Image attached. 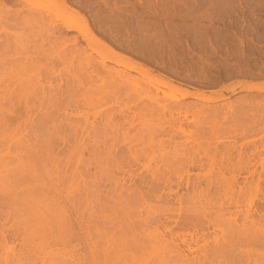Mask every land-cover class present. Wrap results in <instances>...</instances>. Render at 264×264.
Masks as SVG:
<instances>
[{
	"label": "rangeland",
	"instance_id": "rangeland-1",
	"mask_svg": "<svg viewBox=\"0 0 264 264\" xmlns=\"http://www.w3.org/2000/svg\"><path fill=\"white\" fill-rule=\"evenodd\" d=\"M4 1H0V20L6 18L2 20L5 22H3L5 30H0V37L2 40L10 38V40L6 39L9 42L4 40L6 41V43H4H10L12 46L11 52L6 54L7 56L2 53L0 54V58L4 59V62L12 64L16 59L18 63L20 60L23 62V60L29 57L34 59L36 55H38L37 52L40 51L38 49H45V51L47 50L49 53L51 51V46L57 45L59 49H62L60 43L74 37H77V43H68L64 46H67V48L69 47L68 49H85L88 54L97 58V61H100V56H97V54L92 51V48L82 40L80 33L78 31L68 32L63 22L70 21V23L74 25H87L94 37L93 46L102 47L106 50L110 49L115 53L117 59L143 67L151 76L171 82L175 92L178 91L180 93V91H183L192 94L191 97L181 100L180 104H183L184 109L182 108L179 114L180 116L174 115L178 118V123L176 122L178 126L181 124L179 121L182 122L181 127H184V132L177 133L171 130L166 124L167 127L165 125V128L167 130L169 128L168 131L171 133L168 132L169 134L166 133L165 136L161 135L159 137L167 141V144L170 143L169 145L171 147H168L172 148L176 145L175 147L178 149V146H180L179 150H181V148L184 147L198 148L199 144L201 146L209 145L208 148L211 147V151L214 152L213 156L215 159L217 158L216 161L219 160L218 162H220V160L225 158L224 163L226 164L227 162L226 165H228V163L230 165L231 161L233 162L232 164H234L235 161H239L238 158L247 160L248 156H251L253 161H251L249 165L251 167L254 164V167L252 166L251 168L255 171V175L251 177L246 170H243V174H240V171L238 174H234L236 171L232 174L231 171L228 172V170H224L226 176L229 173L227 176L229 179L230 177L232 178V175L236 176V181L233 180L232 182V184H235V187L236 184H239L238 186L241 185L242 188H244V193L242 192L243 195L239 192L238 187L235 188L237 189L235 191H238L240 195H236L240 197L238 201L234 195L236 192L231 194L233 197L235 196L232 198L229 194L224 195L220 193L218 189L215 191V185L217 184L216 186L218 188L217 181H219L221 177L220 172L216 170L218 166H215L216 168L214 167V172H212L211 177L217 174L216 179L214 176L212 177L214 185L212 184L211 192L208 191L207 193L205 191V184L207 183H205L206 180L204 181L202 178V174L204 173H201L203 172L201 170L207 173V166L209 164L206 165V163H210L208 161L209 156L205 154L208 159L206 156L204 157L203 154L205 152L202 151V148L201 150L199 148L201 151H198L200 155L197 154V152L195 156L197 155L196 159H201L203 157L202 159L205 162L202 161L203 164L199 163V165L202 164L203 166L197 164L202 169L195 168L198 166L194 168L188 166L187 171L190 172L188 173L185 168V171L183 170L184 172H181V174H184H182L183 179L180 182V191L178 190L176 193L170 192L176 190L175 186L165 187L161 183L159 185L157 184L159 188L156 187V183L152 180L150 174H148L144 168L138 166L139 164L133 163V161L130 160L132 158L129 156L127 146L124 145L122 139L123 132L130 130L131 135H133L139 128L145 125L143 124L144 121L136 116L135 113L138 111L137 107H139L141 103H149L148 99L145 97L137 98L136 96L128 98L127 96L121 95L120 98L118 97L119 99H114L112 97L103 102H99L94 100V96L91 95L86 97V99L83 97L80 98L78 95L81 93L82 89L79 88L80 90L78 89L77 91L76 89L78 87L76 83L72 81L73 69H75L74 65L77 63L76 60L71 66L67 62L66 64L68 65L58 61L56 53L52 58L53 60L45 59L43 56L40 57L41 55H39L40 58L33 72L35 76L40 75L41 83L39 82V86L44 85V87H42L48 90L50 87L53 86V88H55L54 86L59 84L61 88V90L59 88V91H62V99L60 98V100L63 106L71 98L69 95L72 94H75L72 95V97L78 96L80 102L82 101L79 107L81 110L78 109L76 111V109L72 108H69V110H64V108L61 109V114L58 112V114L61 115H58L59 120H61L60 118L62 117L64 118L67 112L66 114L70 115L67 116L72 119L76 118V120L80 121L79 124L83 126H85V124L86 126L89 125L87 128H90V131L88 130V134L84 135L86 142L84 141L83 145L85 146L83 147H85V149L81 147L83 148L82 156L78 161L79 165H77L79 169H81V174L76 173L77 175H72L71 165L73 164L67 162L68 146L66 143L64 144L63 141L61 143V139L54 141V138H52V141H54L53 143H57L58 145H51L52 141L50 140L51 142H49L50 144L48 143V148L52 147L49 151L48 148H44L45 146L40 148V145L35 142V129L32 125L28 126L26 129H24V126H22L21 129L17 127L11 128L10 131H4L0 128V160L9 163L8 169L23 170L26 167L29 168L25 165H29L31 162L32 164H30V167L32 165L38 167H33L37 169V172L35 171L37 175L34 176L35 179L23 173L22 178H24L25 181L20 178L21 175L17 173V175H15L14 171L9 173L5 172L6 168H0V264H110L111 260V264H117L118 259L120 260L118 263L122 261L121 264H123L126 255L128 253L127 256L131 255V252L126 250V255H121L124 257L122 260L121 257L117 258L116 255V258L114 256L112 257V255L116 254L118 248L115 247L116 249H114V246L119 243L123 245L117 240H123L121 237H124L123 242L128 241L126 239L132 241L135 235V239L147 242L148 237L146 236H148V234L151 235V233H157L160 238L164 237V239H168L169 248L172 249L174 247L173 250L177 249L178 253L181 251V257L184 260L187 257L186 260H191L189 263L198 264L200 261H205L204 245L207 243L209 248L216 247L217 240L219 244L222 245L224 234L220 228L207 225L203 218H200V216L195 217L192 215L193 213L189 211L192 199L195 198L197 193V195H204V197L210 194L209 197H211V202L208 205H206L207 202L205 200H202V204L204 205H201L203 207L200 206L202 211L206 206L207 210L205 209V211L209 213L212 212V215H216L217 213L219 214L220 207L223 206L224 211H222V214H224L227 219H231L233 221L232 223H237L238 225L242 224L246 218L245 213L248 215L249 212L250 214L248 217L250 215L251 217L248 219L256 220L257 222L255 223H258L254 228L259 235L258 241L255 240L251 242L244 239L246 241H242V246L238 245L232 247L231 251L229 249L228 253L224 254V256L217 257V260H210L209 257L211 253L209 252V260H206V264H264V0H61L69 7V9L65 11L62 10L59 5H55L48 0H30L26 5L22 2L19 3V1L13 3ZM23 8L36 9L46 18H49L50 21H53L54 25L58 28L55 29L53 34H50V40L54 41L59 38L57 41H54L56 45L51 44L52 41L47 43L48 40H45L47 35L44 27L40 28L36 25H33V27L27 25L13 27L10 26L9 23L6 24L7 18L12 14V16H14V14H18L21 10L26 11ZM23 13L24 12H22V15ZM12 16L9 18H12ZM49 20H47L46 23H48ZM15 35L17 36L15 37ZM4 36H6V38ZM16 38H18V40ZM43 38L45 40L43 46L45 45V47L42 49L39 48V44H42L40 42ZM14 40L21 42L18 48L13 47ZM12 41L13 43H11ZM35 46H38V49H35ZM105 64L107 66L106 68L109 67L108 70L111 69L110 71L123 70V72L125 71L128 73L130 78L141 80L140 73L136 71H130L126 67L118 66L113 62H106ZM50 65L52 66L50 67ZM100 68L102 69V67H99V70H101ZM54 70L55 72L53 73L52 71ZM103 81L105 80H101V85H104ZM98 83L100 84V81H97V84ZM256 85L261 87V89L253 88V86ZM72 86L73 88L75 87V89H72ZM40 88L41 87H39V89ZM124 89L125 85L118 87L116 92H123ZM74 90L77 92H73ZM172 90L163 89L167 95L174 91ZM154 91H156V89H154ZM159 95L164 97L162 92H159ZM196 110L199 112L202 111L201 114L196 112ZM63 111L65 112L64 114ZM38 113L39 112L33 115V118H36ZM78 114H80V117ZM108 114L112 115L113 119L111 124L117 126L119 133L115 140H108L109 153L110 151L112 153H110V157H114L115 155L118 157L120 156L121 161H123L120 170L115 167V169L113 167L107 169L106 167L109 165L103 166L104 169H107L105 172L107 171L108 174L111 173L106 175L107 173L105 174L102 170L101 173L98 167L99 165L94 163L93 153L97 151V153L101 152V154L104 155L105 151H107L104 150L102 146L101 148L99 147V149H101L99 150L96 145L94 146V142L95 137L97 138L100 134L99 131L101 130L100 132H102L104 126L109 124L107 121ZM170 117L171 115L169 112H166L165 123H167ZM129 120H132V125L128 123ZM199 120L203 124L202 127H205V131L202 127H197L201 124ZM197 121L199 122L197 126H191V123ZM97 133L99 134L97 135ZM20 138H24L23 140L28 142L26 146H19L17 144V139ZM48 144H46V146ZM64 145L67 146V148ZM226 146L228 148L227 150L225 149ZM228 146H231L233 149L230 148V150ZM16 148L18 150L19 148L24 150L18 153L15 151L17 150ZM173 148L170 150H173ZM46 149H48L50 153L52 151L51 154H53V156L49 158L50 160H47L48 158L45 154ZM222 151L224 153H222ZM227 151L230 153L233 152L232 155ZM226 153H228V156H231L229 157L230 159L227 158L228 156L224 157V154L227 155ZM251 154H253V156ZM41 156L42 159L38 160ZM233 156H237L238 158L236 157V159ZM241 156H245L246 158ZM220 157L223 158L221 159ZM33 159L36 162L38 160L37 164ZM31 160L34 161V164ZM21 163L23 165L25 164V167L23 166V168H21ZM75 163H77V160H75ZM130 163L132 164L130 165ZM237 163L238 162H235V164ZM133 164L136 165L134 166ZM128 170H131L130 175L132 174L134 177L129 176L127 173L129 172ZM27 176L29 179H26ZM189 176L190 179L192 178L191 180ZM198 177L202 180L201 182ZM23 181L25 185H23ZM29 182H33L34 185L33 183L32 185L31 183L29 184ZM197 182H200L201 184H199L201 186ZM150 184H152L151 186L153 188H157V190L154 191L155 189L150 187ZM193 184H195L194 187ZM245 184L249 186L252 185L251 187L254 186L253 188H256L255 186L258 185L261 189L257 188V192L255 189L248 192V185L245 187ZM14 185L16 192L13 188ZM27 185L29 186L28 188L26 187ZM33 186H35V189L33 188L34 190L31 189ZM168 187L171 189H167ZM197 187H199V190ZM131 188H133V190L134 188L136 189L133 191ZM137 190L145 193L143 195L146 197V201L144 199V203L140 204L141 211L139 207L133 208V210H136L139 214L135 211L129 212L131 216L128 213V218L126 215H123L125 213L121 210L124 209L122 207L126 204L124 202L128 201L126 198L129 199L130 195L137 192ZM130 191H132V193ZM29 198L31 200L33 198V201L31 202ZM37 200L39 203H36L38 202ZM236 200L238 203L234 204ZM42 201L47 203H42L44 205L41 204L40 206ZM35 204L36 207H33ZM237 204L239 206H236ZM31 205H33L32 209H34L33 211L35 214L33 215L32 211V216H30ZM46 206L47 209L44 208ZM166 207L170 208L172 212L171 214L166 213L167 215L164 213L165 217H167L164 218L163 212L161 211ZM158 209H160L159 211L163 216L158 215L159 211L156 213ZM135 213L139 215L136 216L139 219L141 218L140 220L145 218L149 219H147V224L150 226L148 228V226L145 225L144 229L147 228L150 233L146 229L145 232H148V234L143 231L140 223H143V221L139 219L138 221ZM125 216L127 218H125ZM168 217H170V219H168ZM151 218L154 220H151ZM128 219L133 224L136 222V226L133 225L135 229L131 231L126 224L129 221ZM151 221H154V223L151 224ZM194 221L198 222L196 223ZM203 221L206 226L202 224ZM124 222H126V225ZM247 222H249V220H247ZM174 223L176 225L178 224L177 227L179 228L175 227L176 225H174ZM121 224H123V226ZM120 225L123 227V231L122 229L121 231L119 230L121 228ZM198 225L200 228H197ZM201 225L203 226L201 227ZM166 226L167 228L169 226L171 230L174 229L172 233L167 230ZM139 227L140 229H138ZM155 230L156 232H154ZM137 231L138 233H136ZM181 231L183 233H187L188 231V233H192L193 236H195L193 239L189 236L187 237L188 243L191 245H183L179 239L173 238V234L176 232L182 233ZM200 231H203L204 234ZM122 232L126 234L128 232V236L131 238L123 236V234L121 235ZM114 233L117 234L115 235ZM131 233L132 235H129ZM196 233L200 236L205 235L204 239ZM113 235L116 236V241L114 239L116 242L115 245V242L113 243L112 241ZM118 236L121 237L119 238ZM162 240L163 238L161 241ZM174 240H176V245L173 246L172 243ZM165 241L166 240H163L162 242L164 245H167L166 247L168 248V244H165ZM109 245H111L110 249L115 252L114 254H112L113 252L111 250H105V247H109ZM178 248L180 249L178 250ZM153 250L156 255L160 251ZM153 250L152 248L150 249L149 252H151V254L148 253L149 255L145 253L143 258L146 259L143 260H148L150 262L154 261L152 258L156 259L157 256L152 254ZM173 250L171 252H173ZM103 251H105L106 254ZM110 251L111 260H107L110 259V256L107 254ZM104 254L107 255L108 258L104 257ZM165 256L167 255L165 254ZM112 258H114V261ZM210 258L213 259V256ZM145 261H143V264ZM148 261L146 264H148Z\"/></svg>",
	"mask_w": 264,
	"mask_h": 264
},
{
	"label": "bare ground",
	"instance_id": "bare-ground-1",
	"mask_svg": "<svg viewBox=\"0 0 264 264\" xmlns=\"http://www.w3.org/2000/svg\"><path fill=\"white\" fill-rule=\"evenodd\" d=\"M1 2H2V0H0ZM4 1V0H3ZM5 1H9L10 3H13V2H15V1H19V3H25V5L28 3V1H30V0H5ZM4 1V2H5ZM48 1H50V2H52V3H54L55 5H59V7L60 8H62V10H68L69 9V7L67 6V4L65 3V2H63V1H61V0H48ZM24 9V8H23ZM24 10H26V11H22V12H24L23 13V15H22V12L21 11H19L18 12V14H14V16H12L11 14V16H12V18H9V17H11V16H9L8 18H7V23L6 24H10V26H13V27H19L20 25H27V26H32L33 27V25L35 26H39L40 28H43L44 27V29H45V33H46V35H47V38L45 39V40H48L47 41V43L48 42H50V41H52V40H50L51 39V35L50 34H53L54 33V31H55V29H57L58 27L57 26H55L54 25V23H53V21H50L49 20V18H46L44 15H42L39 11H37L36 9V11L33 9L32 10V8H28V9H24ZM17 12V11H16ZM20 12H21V14H20ZM3 13V12H2ZM76 14V13H75ZM77 15V14H76ZM1 18V17H0ZM4 19H6V18H3V19H1L0 20V30H5V25L3 24V22L4 21H2V20H4ZM47 20H49L48 21V23H46V21ZM5 23V22H4ZM64 24H65V27H66V29H67V31L68 32H70V31H78L79 33H80V35H81V37H82V40L83 41H85L91 48H92V51L95 53V54H97V56L99 55L100 56V58H101V60L100 61H97L98 59L97 58H95L94 56H92V55H90V54H88V52L85 50V49H79V48H70V49H68L67 48V46L65 47L64 45H66V44H68V43H72V44H75V43H77V37H74V38H72V39H69V40H66V41H63V42H61L60 43V45L62 46V49H59V47L54 43V41H57L58 39H55L54 41H52V43L51 44H55L56 46H51V48H50V50L52 51H50L49 53H48V51L46 50L45 51V49L44 50H41V49H38L36 46H35V49L37 48L38 50H40V51H38L37 52V54L38 55H36V57L33 59V58H26V60H23V62H22V60H20V62L18 63V61L16 62V60H14V63H6V62H4L5 60L4 59H2V58H0V128L1 129H3L4 131H10L11 130V128H15V127H17V128H22V126H24L25 128L24 129H26L28 126H30V125H32V126H34V131H35V142L36 143H38L39 145V147L40 148H43L44 146V148H48L49 147V142H51L52 141V138H54V141L55 140H60L61 141V143H62V141H63V143L65 144H67V146H68V163H72L73 165H71L72 166V169H71V166H70V169L72 170V175L73 174H76V173H80L81 174V169H79V166H77V165H79V163H78V161L80 160V157L82 156V149L84 148L85 149V147H83V146H85V145H83V143H84V141L86 140V139H84L85 137H84V135L85 134H88L87 132H88V130L90 129H88L87 128V126L89 127V125H87L86 126V124H85V126H83V125H81V124H79L80 123V121H78V120H76V118L75 119H72L71 117H68V116H70V115H68V114H66L64 111H63V114L65 113V117L63 118H60L61 120H59V116L58 115H60L61 113H60V110L61 109H63L64 108V110H66V109H68L69 110V108H72V109H76V111L78 110V109H80L79 107H80V105H81V102H80V100H79V98H78V96L81 98V97H83L84 99H86V97H88L89 95H91V96H94V100H96V101H99V102H103L104 100H106V99H108V98H114V99H119L120 97H121V95H124L125 97L127 96L128 98H132V97H137V98H143V97H145V98H147L148 99V101H149V103H141V105H139V107H137L138 108V111L135 113V115L136 116H138L140 119H142L144 122H143V124H145L143 127H141V128H139L133 135H131V133H130V130H127L126 132H123L122 133V139H123V143H124V145H126L127 146V151H128V153H129V156L132 158V159H130V160H132L133 161V163L135 162L136 164H139L138 166H141V168H144L145 169V171H147L148 172V174H150V176H151V178H152V180H154V182L156 183L155 185H156V187H158V185L161 183V184H163L165 187H167V186H169V187H171V186H175V188H176V190L175 191H170V192H178V190L180 189V182L182 181V179H183V177H182V174H184V173H182L181 174V172H184L185 170V168H186V172H188L187 171V167L189 166H191V167H195V166H198L199 165V163H202L203 164V162H205V161H203V157L201 158V159H199V158H197L196 159V156H195V154L199 151V152H201L200 150H201V148H202V151H204L205 153L203 154L204 155V157L206 156V155H208L209 156V162L210 163H206V165L207 164H209L207 167H208V169H207V173L206 172H204V170H201V171H203V172H201V173H204V174H202V178L204 179V181L206 180V182L205 183H207V184H205L206 185V192L208 193V191H210L211 190V188H212V184L214 185V183H213V176L211 177V175H212V172H214V167L215 166H218L217 167V169L216 170H218L219 172H220V174H221V177H220V180L219 181H217L218 182V188H217V184L215 185V187H216V190L215 191H217V189L220 191V193H223L224 195H231V194H233L234 192H236L234 195L236 196L237 194H238V191H235V190H237V189H235V188H239V192L240 193H242L243 192V189L244 188H242V186L240 187V186H238L237 184H236V187H235V184H232V182H233V180L234 181H236L235 180V177L236 176H234V175H232V178L230 177V179L227 177L228 175H229V173H228V175L226 176L225 174H224V170H228V172H230L231 171V173L233 174L235 171V173L234 174H238V172L240 171V174L242 173L243 174V170H246V172H248L250 175H251V177L253 176V175H255V171L253 170V168H251L252 166L254 167V164H253V162H252V166L250 167V163H251V161H253V159H252V157L250 156H248V158H247V160H244V159H242V158H238L237 156V158L239 159V161H235V162H238L237 164H235V162H234V164H232L233 162L231 161V164L229 165V163H228V165H226L227 164V162H226V164L224 163L225 162V158L223 159V160H220V162H218L219 160H217L216 161V159H215V157L213 156V151H211L212 149H210L211 147H209L208 148V146H201L200 144H199V146H198V148L197 147H192V148H188V147H184V148H181V150H179L180 148V146H178V149L175 147V146H173V147H175V148H173V150H170V149H172V148H170L171 146L169 145V144H167L166 142L167 141H164V140H162V139H160L159 137L161 136V135H164L165 136V134L166 133H168L169 131V128H168V130L165 128V125L167 124L169 127H170V129L171 130H173V131H175V132H184V127H181V124H182V122H180L179 121V123H181V124H179V126L177 125V121H178V118L177 117H175L174 115H179L180 114V112H181V110H182V108H183V104L181 105L180 103H181V100L182 99H185V98H188V97H191L192 96V94H190L189 92H181L180 91V93L178 92H175V89H173V86H172V83L171 82H168L167 80H164V79H159V78H156V77H153V76H151L150 75V73L146 70V69H144L143 67H140V66H138V65H135V64H132V63H128V62H125V61H123V60H119V59H117V57H116V55H115V53L112 51V50H110V49H103L102 47H97V46H93V43H94V37H93V34L90 32V30L88 29V27H87V25H85V26H82V25H79V24H77V25H74V24H71L70 23V21H67V22H63ZM8 26V25H7ZM45 26H46V28H45ZM28 28V27H27ZM26 28V29H27ZM35 34V33H34ZM6 35H7V32H6ZM26 35V34H25ZM0 36H1V34H0ZM17 35H15V37H16ZM5 38H6V36H4ZM8 37V36H7ZM38 38H40V37H38ZM6 39H9L10 40V38H6ZM6 39H4V40H6ZM17 40H18V38H16ZM4 40H2V38L0 37V54L2 53L3 55L5 54H8L9 52H11L10 50L12 49V46L10 45V43L9 44H5L6 43V41H8V40H6V41H4ZM31 40V39H30ZM45 40H44V38H43V40H41V42L40 43H42V44H39V48H42L43 49V47H45V45L43 46V44H45V43H43V42H45ZM80 40V39H79ZM15 42L13 43V41L11 42V43H13V47L14 48H18L20 45H21V42H19V41H16V40H14ZM96 41V40H95ZM5 42V43H4ZM9 42V41H8ZM32 42V41H31ZM37 44V43H36ZM64 46V47H63ZM75 46V45H74ZM11 47V48H10ZM18 50V49H17ZM16 50V51H17ZM56 53V56H57V60L58 61H61L62 62V64H66V62L67 63H69L70 65L71 64H74V61L76 60V62L77 63H75L76 65H74L75 66V69H73V74H72V81L73 82H75L76 83V85H77V91H78V89L80 88V89H82V91H81V93H79V95L78 96H75L76 97V99H75V97L73 96L72 97V95H75V94H72V95H69V97H71L69 100H68V102L63 106L62 104V102H61V100H60V98L62 97V91H59V88H60V85L58 84L57 86H54L55 88H53V86L52 87H50V89H48V90H46L45 88H43L44 87V85H42V86H39L40 85V75H37V76H35L34 75V68H35V65H36V63L38 62V60H39V58L40 57H44L45 59H50V60H53L52 58H53V56H54V54ZM39 55H41L40 57H39ZM7 56V55H6ZM31 56V55H30ZM97 59V60H96ZM7 60V59H6ZM19 60V59H18ZM11 62H13V61H11ZM52 62V61H51ZM106 62H113V63H115L116 65H118V66H124V67H126L128 70H130V71H136V72H138V73H140V75H141V80H137V79H133V78H130L129 77V75H128V73L127 72H123V70L121 71V70H112V71H110V70H108V68H106L107 66H106ZM16 63V64H15ZM18 63V64H17ZM56 63V62H55ZM60 63V62H59ZM50 64V63H49ZM52 64H54V63H52ZM61 65V64H60ZM66 65H68V64H66ZM69 65V66H70ZM52 65H50V67H51ZM65 66V65H64ZM69 66H66V67H69ZM72 66V65H71ZM70 66V67H71ZM99 67H102V69L101 70H99ZM49 68V67H48ZM53 68V67H52ZM58 68V67H57ZM74 68V67H73ZM107 70H106V69ZM50 69V68H49ZM48 69V70H49ZM53 69H55V68H53ZM52 69V70H53ZM104 69H105V71H104ZM115 69V68H114ZM46 72V71H45ZM53 73L55 72V70L54 71H52ZM72 72V71H71ZM42 73V72H41ZM48 73V72H47ZM46 73V74H47ZM36 74V73H35ZM43 74V73H42ZM44 75V74H43ZM49 76H50V74H49ZM42 77V76H41ZM44 77H45V75H44ZM46 77H47V75H46ZM45 79V78H44ZM42 80H43V78H42ZM47 80V79H46ZM52 80V79H51ZM101 80H105V81H103L104 82V85L102 84L101 85ZM97 81L99 82L100 81V84L98 83L97 84ZM40 82V83H39ZM48 82V81H47ZM52 82V81H51ZM50 82V83H51ZM54 82V81H53ZM57 82V81H56ZM102 82V83H103ZM73 84V83H72ZM52 85V84H51ZM50 85V86H51ZM125 85V89H124V91L123 92H116L117 91V88L118 87H121V86H124ZM59 86V87H58ZM75 86V85H74ZM39 87H41L40 89H39ZM49 87V86H48ZM56 87H58V88H56ZM76 87V86H75ZM75 87L73 88V86H72V89H75ZM175 87V86H174ZM250 87V86H249ZM248 87V88H249ZM70 88V87H69ZM102 88H103V90H102ZM111 88V89H110ZM253 88H260L261 89V87H259L258 85H256V86H253ZM71 89V90H72ZM79 89V90H80ZM154 89H156V91H154ZM163 89H169V90H172L173 92L171 93V94H169V95H167V93L165 92V91H163ZM259 89V90H260ZM60 90H61V88H60ZM76 91V92H77ZM109 91V92H108ZM73 92H75V90L73 91ZM75 92V93H76ZM159 92H162V94L164 95V97L162 96H160L159 95ZM64 93V92H63ZM72 93V92H71ZM70 93V94H71ZM111 93V94H110ZM122 93V94H121ZM176 93V94H175ZM117 94H119V95H117ZM66 95V94H65ZM194 95V94H193ZM65 97V96H64ZM69 97H67V98H69ZM119 97V98H118ZM78 98V99H77ZM62 99V98H61ZM84 99H82V100H84ZM166 100V101H165ZM63 102H65V101H63ZM184 109V108H183ZM67 110V111H68ZM71 110V109H70ZM81 110V109H80ZM199 110V109H198ZM198 110H196V112H199ZM75 111V110H74ZM37 112H39L38 113V116L36 117V118H33V115H35ZM58 112L60 113V114H58ZM166 112H169V114L171 115V120H170V118L168 119V118H166V119H168V120H170V121H168L167 120V123H165V114H166ZM202 112V111H201ZM201 112H199L200 114H201ZM133 113V114H134ZM62 114V115H63ZM198 114V113H197ZM203 114V113H202ZM68 115V116H67ZM79 115V117H80V114H78ZM78 115H76V116H78ZM61 116V115H60ZM180 116V115H179ZM178 116V117H179ZM167 117V116H166ZM78 119V118H77ZM80 119V118H79ZM112 119H113V117H112V115H110V114H108V116H107V121L109 122V124L107 125H105L104 126V128H103V130H102V132H100L99 131V133H97V138L95 137V142H94V140H93V142H94V146L96 145V147H98V149H99V147L101 148V146H102V148L104 149V150H107V151H105V154L103 155V154H101V152L99 153H97V151L95 152V153H93V159L95 160V162L94 163H97V165H99L98 167L100 168V172H101V170H102V172H104L106 175H109V174H111V173H109L108 174V172L106 171L105 172V170H107L108 168H110L111 169V167H115V168H119V170L121 169L120 167H121V164H122V161H121V157L119 156H112V157H110L111 156V151H110V153H109V148H108V140H110V139H112V140H115L116 138H117V136H118V128H117V126H115V124H111L112 123ZM201 120V119H200ZM199 120V121H200ZM205 120V119H204ZM86 121V120H85ZM122 121V120H121ZM177 122V123H176ZM115 123V122H114ZM128 123L130 124V125H132V120H129L128 121ZM200 123H201V121H200ZM192 124V125H191ZM190 125L191 126H197L198 124H199V122L197 121V122H195V123H191ZM167 125H166V127H167ZM119 126V125H118ZM203 126V124L201 123L199 126H197L198 128L199 127H202ZM91 127V126H90ZM196 127V128H197ZM95 128V127H94ZM97 128V127H96ZM197 128V129H198ZM203 128V130H204V128L205 127H202ZM201 128V129H202ZM200 129V130H201ZM199 130V129H198ZM202 130V131H203ZM33 131V132H34ZM90 131V130H89ZM205 131V130H204ZM211 131H212V129H211ZM64 133V134H63ZM92 133V132H91ZM91 133H89V134H91ZM169 133H171V132H169ZM168 133V134H169ZM203 133V132H202ZM62 134V135H61ZM204 134V133H203ZM96 135V134H95ZM174 135V134H173ZM89 136V135H88ZM120 136V135H119ZM169 136V135H168ZM171 137V136H170ZM174 137H175V135H174ZM173 138V137H172ZM24 139V138H23ZM23 139H17V144L20 146V145H23V146H26L27 145V141L26 140H23ZM171 139V138H170ZM174 139V138H173ZM51 140V141H50ZM54 141H52L51 142V145L52 144H55V143H53ZM88 141V140H87ZM30 142V141H29ZM86 142V141H85ZM49 143V144H48ZM46 144H48L47 146H46ZM57 144V143H56ZM55 144V145H56ZM50 145V146H51ZM58 145V144H57ZM93 145V144H92ZM115 145V144H114ZM179 145V144H178ZM65 146V145H64ZM67 146H65L66 148H67ZM110 146H111V144H110ZM168 146H170V147H168ZM18 147V146H17ZM22 147V146H21ZM52 147V146H51ZM50 147V148H51ZM60 147V146H59ZM81 147H83V148H81ZM96 147H94V148H96ZM229 147V146H228ZM50 148H48L49 149V151H50ZM81 148V149H80ZM111 148V147H110ZM187 148V149H186ZM193 148H196V149H193ZM199 148H200V150H199ZM231 148V146L229 147V149ZM17 149V148H16ZM48 149H46V156H47V160H50L49 158H52L51 156H53V154H51L52 153V151H51V153L48 151ZM97 149V148H96ZM97 149V150H98ZM210 149V150H209ZM219 149V148H218ZM226 150L228 149L227 148V146H226V148H225ZM231 149H233V148H231ZM230 149V150H231ZM21 149L19 148V150L17 149V150H15L16 152H18V153H21L24 149H22L21 151H20ZM41 150H43V149H41ZM56 150V149H55ZM91 150V149H90ZM99 150H101V149H99ZM29 151V150H28ZM44 151V150H43ZM225 151V150H224ZM233 151V150H232ZM35 152V151H34ZM34 152H33V154H34ZM42 152V151H41ZM45 152V151H44ZM43 152V153H44ZM120 152H121V150H120ZM199 152L197 153V154H199ZM211 152H212V154H211ZM216 152V151H215ZM219 152V151H218ZM229 154H231L232 155V153H230L229 151H227ZM36 153V152H35ZM42 153V154H43ZM125 153V152H124ZM222 153H224L223 151H222ZM228 153H226L227 155H225L224 154V157H227L228 156ZM254 153H256V152H254ZM253 153V154H254ZM33 154H31V155H33ZM38 154V153H37ZM206 154V155H205ZM216 154V153H215ZM253 154H251L252 156H253ZM20 155V154H19ZM30 155V156H31ZM44 155V154H43ZM124 155V154H123ZM128 155V154H127ZM200 155V154H199ZM217 155V154H216ZM234 155V154H233ZM239 155V154H238ZM240 155H241V153H240ZM243 155V154H242ZM254 155H256V154H254ZM25 156V155H24ZM34 156V155H33ZM122 156V155H121ZM218 156V155H217ZM216 156V157H217ZM222 156V155H221ZM45 157V156H44ZM123 157V156H122ZM200 157V156H199ZM229 157H231L230 155L227 157L228 159H230ZM234 158H236L235 156H233ZM241 157H244V158H246L245 156H241ZM54 158H55V154H54ZM53 158V159H54ZM206 158H207V156H206ZM221 158V157H220ZM223 158V157H222ZM221 158V159H222ZM226 158V159H227ZM236 158V159H237ZM40 159H42V156H41V158H39L38 160H40ZM127 159V158H126ZM199 159V160H198ZM208 159V158H207ZM34 160V159H33ZM33 160H31V161H33ZM38 160H37V162H38ZM44 160V159H43ZM43 160H41V161H43ZM52 160V159H51ZM55 160V159H54ZM75 160H77V163H75ZM231 160H232V158H231ZM30 161V160H29ZM35 161V160H34ZM34 161H33V164H34ZM203 161V162H202ZM227 161V160H226ZM254 161H255V157H254ZM5 161H1L0 160V168L2 169V168H6L4 171L5 172H12V171H14V173H15V175H17V174H19V175H21V177L20 178H22V176H23V173H26V175H30V176H32V178H34V176H37L36 175V173H35V171L37 170V169H35V168H33V167H36V165L35 166H31L30 167V164H32V162L28 165V164H24L25 166H28L29 168H25V169H23V170H20V169H16V170H14V169H11V168H9L8 169V167H9V163H4ZM36 162V161H35ZM37 162H36V164H37ZM206 162H207V160H206ZM230 162V161H229ZM67 163V164H68ZM142 165H141V164ZM256 163V162H255ZM128 164V163H127ZM132 163H130V165H131ZM136 164H133L134 166L136 165ZM198 164V165H197ZM199 165V166H203V165ZM22 163H21V165L20 166H22L21 168H23V166H24ZM102 165V166H101ZM108 166V167H106L105 169H104V167L105 166ZM206 165H205V167H206ZM19 166V167H20ZM24 166V167H25ZM40 166V165H39ZM68 166H69V164H68ZM104 166V167H103ZM124 166V165H123ZM123 166H122V168H123ZM195 167V168H201V167ZM230 168H229V167ZM255 166H256V164H255ZM204 167V168H205ZM36 168H38V167H36ZM114 168V169H115ZM128 168H129V165H128ZM216 168V167H215ZM249 168H250V170H249ZM0 169V170H1ZM35 169V170H34ZM202 169V168H201ZM39 170V169H38ZM80 170V171H79ZM127 170V169H126ZM125 170V171H126ZM184 170V171H183ZM188 170H190V169H188ZM4 171H2V172H4ZM108 171H111V170H108ZM129 172H127L128 174H129V176L131 177L132 176V174L130 175V171L131 170H128ZM133 171V170H132ZM242 171V172H241ZM37 172V171H36ZM42 172V171H41ZM101 172V173H102ZM216 172V171H215ZM17 173V174H16ZM103 173V174H104ZM188 173H190V172H188ZM199 173V172H198ZM216 173H218V172H216ZM230 173V174H231ZM248 173H245V174H248ZM68 174V173H67ZM215 174V173H214ZM25 175V176H26ZM42 175V174H41ZM77 175V174H76ZM185 175H187V174H185ZM184 175V176H185ZM216 175L217 174H215V179H216ZM136 176V175H135ZM172 176H173V178H172ZM175 176V177H174ZM218 176H219V174H218ZM217 176V177H218ZM231 176V175H230ZM132 177H134V175L132 176ZM176 177H177V179H176ZM188 177V176H187ZM227 179H226V178ZM67 178V177H66ZM175 178V179H174ZM201 178V179H202ZM24 181H25V179L24 178H22ZM26 179H29L28 178V176L26 177ZM35 179V178H34ZM33 179V180H34ZM133 179V178H132ZM187 179V178H186ZM189 179H190V176H189ZM192 179V178H191ZM190 179V180H191ZM198 179L200 180V178L198 177ZM218 179V178H217ZM229 179V180H228ZM21 180V179H20ZM108 180H109V178H108ZM176 180V181H175ZM231 180V181H230ZM18 181V180H17ZM24 181H23V185H25L24 184ZM29 181V180H28ZM32 181V180H31ZM61 181H62V179H61ZM64 181V180H63ZM187 181V180H186ZM202 180H200V182H201ZM191 182V181H190ZM199 182V183H200ZM215 182V181H214ZM217 182H215V183H217ZM238 182V181H237ZM17 183V182H16ZM26 183V182H25ZM31 183V185H32V183L33 182H29V184ZM198 183V182H197ZM198 183V184H199ZM27 184V183H26ZM152 184H154V183H152ZM152 184H150V187H152L151 185ZM158 184V185H157ZM190 184V183H189ZM201 184V183H200ZM199 184V185H200ZM251 184V183H250ZM256 184V183H255ZM20 185H22V184H20ZM30 185V186H31ZM33 185H34V183H33ZM248 185V184H247ZM246 184H245V187L247 186ZM253 185H254V183H253ZM260 185V184H259ZM9 186V185H8ZM118 186V185H117ZM123 186V185H122ZM188 186H190V185H188ZM187 186V187H188ZM195 186V184H193V187ZM198 186V185H197ZM201 186V185H200ZM252 185H248V187H247V189L249 190H247L248 192H250V190H254L255 189V191L257 190L258 191V189L257 188H260V187H258V185L257 186H255L256 188H253V187H251ZM10 187V186H9ZM27 188L29 187L28 185L26 186ZM35 186H33L31 189H33ZM169 187L167 188V189H169ZM205 187V186H204ZM214 187V186H213ZM14 189H15V185H14V187H13ZM17 188V187H16ZM19 188V187H18ZM27 188H25V189H27ZM38 188V187H37ZM153 188V187H152ZM159 188V187H158ZM163 189H165L164 187H162ZM198 188V190H199V187H197ZM11 189V188H10ZM35 189V188H34ZM33 189V190H34ZM117 189V188H116ZM136 188H134V190H135ZM153 189H155V187L153 188ZM171 189V188H170ZM169 189V190H170ZM195 189H196V187H195ZM194 189V190H195ZM204 189V188H203ZM261 189V188H260ZM13 190V189H12ZM33 190H32V192H33ZM40 190V189H39ZM131 190H133V188H131ZM133 190V191H134ZM138 190H140V189H138ZM137 190V192H134V193H132V191H130L132 194L130 195V197H129V199L128 198H126V200H128L127 202H124V203H126L125 205H124V207H122V208H124L123 210H121V211H123V213H125V214H123V215H126L128 218H129V214L132 212V211H135L136 212V210H133V208H135V207H139V210L141 209L140 208V204H142V203H144V199H145V201H146V197L143 195V194H145V193H142L141 191H138ZM157 190V188L154 190V191H156ZM193 190V191H194ZM213 190V189H212ZM14 191V190H13ZM24 191V190H23ZM27 191V190H26ZM150 191V190H149ZM153 191V192H154ZM180 191V190H179ZM204 191V192H205ZM256 191V192H257ZM260 191V190H259ZM15 192H16V189H15ZM30 192H31V190H30ZM195 192H196V190H195ZM198 192V191H197ZM203 192V191H202ZM201 192V193H202ZM211 192V191H210ZM142 193V194H141ZM244 193V192H243ZM243 193H242V195H243ZM17 194V193H16ZM28 194H29V192H28ZM34 194V193H33ZM130 194V193H129ZM128 194V195H129ZM195 194V193H194ZM198 194V193H197ZM196 194V196H195V198H193L192 199V202H191V208L189 209V211L190 212H192L193 214V216H195V217H199L200 216V218H203L206 222L205 223H207V225H211V226H214V228L216 227V228H220L221 230H222V232H223V240H222V242H223V244L221 245V244H219V242H218V240L216 241L217 242V245H216V247H211V248H209L208 246L209 245H207V243L204 245V251H205V254H204V260L205 261H203V262H199L198 264H206V260L208 259V257H209V252L211 253V256H213V259H211L210 257H209V259L210 260H214V259H216L217 257H220V256H224V254H226V253H228L229 251V249H230V251H231V249H232V247H236V246H242L241 244L243 243L242 241H246V240H249V241H255V240H257L258 241V239H259V235H258V232H257V230H255L254 228H255V226H256V224H258V223H255V222H257L256 220H251V219H248V218H250L251 217V215L248 217V215L250 214V212H249V214L247 215L246 213H245V215H246V218H245V216H244V222L242 223V224H240V225H238L237 223H232L233 221L231 220H229V219H227L226 217H225V215L224 214H222V211H224V209H223V206H221L220 207V210H219V214L217 213L216 215H212V212H207V211H205V209L207 210V208H206V206H205V209H203V211H202V209H201V207H203L204 205L202 204L203 203V201L202 200H205L206 202H207V204L206 205H208V204H210V202H211V197H209L210 196V194H207L205 197H204V195H202V196H200V195H197ZM200 194V193H199ZM206 194V193H205ZM239 195V194H238ZM145 198H144V197ZM234 196V197H235ZM240 196V195H239ZM239 196H236V198H237V200L239 201L240 200V197ZM231 197L232 198H234L232 195H231ZM31 198V197H30ZM29 198V199H30ZM235 198V199H236ZM234 199V200H235ZM16 200V199H15ZM31 200V199H30ZM125 200V199H124ZM123 200V201H124ZM237 200L236 201H234L235 203L234 204H236V203H238L237 202ZM14 201V200H13ZM33 201V198H32V200H31V202ZM36 201V200H35ZM34 201V202H35ZM38 201V200H37ZM233 201V200H232ZM231 201V202H232ZM27 202H29V201H27ZM33 202V203H34ZM36 203H39V201L38 202H36ZM42 203H44L43 201L40 203V206H41V204ZM45 203H47V202H45ZM44 203V204H45ZM123 203V202H122ZM122 203H121V205H122ZM146 203V202H145ZM250 203V202H249ZM17 204V203H16ZM32 204V203H31ZM44 204H42V205H44ZM205 204V203H204ZM251 204V203H250ZM30 205V204H29ZM201 205H203V206H201ZM249 205V204H248ZM32 206L33 205H31V215L30 216H32V211L34 210V209H32ZM38 206V205H37ZM201 206V207H200ZM236 206H239L238 204L236 205ZM249 206H252V205H249ZM16 207V206H15ZM14 207V208H15ZM33 207H36V204L33 206ZM142 207V206H141ZM38 208V207H37ZM41 208H43V207H41ZM45 209H47V206L46 207H44ZM144 208V207H143ZM132 209V210H131ZM163 209V208H162ZM161 209V210H162ZM41 210H43V209H41ZM131 210V211H130ZM138 210V211H139ZM160 209H158V210H156L157 212L156 213H158V211H159ZM250 210V209H249ZM141 211V210H140ZM139 211V212H140ZM150 211V210H149ZM148 211V212H149ZM209 211V210H208ZM130 212V213H129ZM147 212V213H148ZM161 212H163L162 214L164 215V218H167V217H165V214L166 213H170L171 214V209L170 208H164ZM207 212V213H206ZM27 213V212H26ZM35 213H36V211H35ZM129 213V214H128ZM136 213H138V212H136ZM135 213V216L137 215ZM149 213H151V212H149ZM148 213V214H149ZM165 213V214H164ZM238 213V212H237ZM139 214V213H138ZM152 214H153V212H152ZM161 213H160V211H159V214L158 215H162ZM179 214H180V212H179ZM29 215V214H28ZM33 215H35L34 214V211H33ZM140 215H142V214H140ZM147 215V214H146ZM162 215V216H163ZM167 215V214H166ZM125 216V218H127ZM130 216H131V214H130ZM137 216H139V215H137ZM136 216V219L138 220L139 218ZM143 216H145V215H143ZM149 217H151L150 215H148ZM161 216V217H162ZM39 217H41V216H39ZM43 217V216H42ZM146 217V216H145ZM144 217V218H145ZM157 217V216H156ZM191 217V216H190ZM253 217V216H252ZM159 218H160V216H159ZM173 218V217H172ZM182 218V217H181ZM193 218V217H192ZM44 219V218H43ZM48 219V218H47ZM119 219V218H118ZM130 219H131V217H130ZM135 219V220H136ZM141 219V218H140ZM139 219V220H140ZM148 218H145V219H142V220H140V221H143V223L142 222H140L141 223V228L143 229V231L145 232V229L146 230H148L147 228H145L144 229V226L145 225H147L148 226V220H147ZM168 219H170V217H168ZM168 219H166V220H168ZM197 219V218H196ZM24 220H25V218H24ZM52 220V219H51ZM129 220V219H128ZM138 220V221H139ZM151 220H154V219H152L151 218ZM159 220V219H158ZM165 220V219H164ZM163 220V221H164ZM184 220V219H183ZM182 220V221H183ZM200 220V219H199ZM198 220V221H199ZM247 220H249V222H247ZM37 221V220H36ZM48 221V220H47ZM124 221H127V220H124ZM131 221H132V219H131ZM130 220L128 221V223H126V222H124V224L126 223L127 224V227H128V229L131 231L132 229H135L134 227L136 226L135 224H136V222H134V224L131 222ZM138 221H137V224H138ZM197 221V222H198ZM26 222V221H25ZM152 223L151 224H153L154 223V221H151ZM159 222H161V221H159ZM175 222V221H174ZM178 222V221H177ZM192 222H193V219H192ZM191 222V223H192ZM194 222H196V221H194ZM196 222V223H197ZM30 223V222H29ZM37 223V222H36ZM150 223V222H149ZM156 223V222H155ZM157 223H158V221H157ZM156 223V224H157ZM176 223V222H175ZM174 223V225H176ZM199 223H202V222H199ZM198 223V224H199ZM205 223H204V221H203V225H205ZM125 224V225H126ZM190 224V223H189ZM194 224V223H193ZM122 226H123V224H121ZM121 225H120V227H121ZM133 225H135L134 227H133ZM178 225V224H177ZM177 225L175 226V227H177ZM194 225H196V224H194ZM194 225H193V227H194ZM203 225H201V227L203 226ZM146 226V227H147ZM150 226V225H149ZM149 226H148V228H149ZM160 226V225H159ZM182 226H183V224H182ZM206 226V225H205ZM120 227H118V228H120ZM125 227V226H124ZM126 227V228H127ZM137 227H138V225H137ZM140 227L138 228V229H140ZM157 227V226H156ZM181 227V226H180ZM192 227V226H191ZM197 227V226H196ZM195 227V228H196ZM47 228V227H46ZM123 227H121L119 230L121 231V229H122ZM159 228V227H158ZM166 228H167V226H166ZM177 228H179V227H177ZM183 228V227H182ZM197 228H200L199 227V225H198V227ZM196 228V229H197ZM141 229V230H142ZM194 229V228H193ZM204 229V228H203ZM115 230V229H114ZM118 230V229H117ZM118 230V231H119ZM124 230H125V228H124ZM136 230H137V228H136ZM167 230L169 231V232H171L172 233V230H174V229H172L171 230V228L168 226V228H167ZM195 230V229H194ZM119 231V232H120ZM122 231H123V229H122ZM129 231V232H130ZM140 231V230H139ZM142 231V232H143ZM193 231V230H192ZM191 231V232H192ZM196 231V230H195ZM111 232V231H110ZM135 232V231H134ZM148 232H149V230H148ZM148 232H145V233H147L148 234ZM154 232H156V230L154 231ZM182 232V231H181ZM200 232H202L203 233V231H200ZM199 232V233H200ZM118 233V232H117ZM116 233V234H117ZM132 233H133V231H132ZM132 233L131 234H129V235H132ZM136 233H138V231L136 232ZM150 233V232H149ZM161 233V232H160ZM170 233V234H171ZM175 233V232H174ZM115 234V233H114ZM115 234V235H116ZM123 234V236H128V232H127V234L125 233V232H122L121 233V235ZM124 234H126V235H124ZM197 235H198V233H196ZM204 234V233H203ZM115 235H113V239H112V241H113V243L116 241V236ZM174 236H173V238L175 237V238H177V239H179L180 240V242L181 243H183V245H185V244H187V246H189V245H191V244H189L188 243V236L191 238V239H193V237H195V236H193V234L191 233H188V231H187V233H178V232H176L175 234H173ZM194 235H195V233H194ZM139 236V235H138ZM161 236H162V234H161ZM164 236V235H163ZM172 236V235H171ZM198 236H200V235H198ZM202 236V235H201ZM200 236V237H201ZM204 236L205 235H203L202 237H203V239H204ZM115 237V238H114ZM119 237V236H118ZM118 237H117V239H118ZM121 237V236H120ZM119 237V238H120ZM129 238H131L130 236H128ZM127 237V238H128ZM133 237H135L136 238V236L134 235ZM140 237V236H139ZM146 237H148L147 238V242L146 241H144V240H140V239H133L132 241H130L129 239H126V240H128V241H130V242H128V241H124L123 242V240H124V237H121V239H123V240H117V241H120L121 242V244H123V245H120V243L117 245L116 244V242L114 243V245L116 244V246H114V249H116L115 247H118L117 248V250H116V254H114L115 252H113L110 248V246L111 245H109V247L107 246V247H105L106 249L105 250H111L113 253L112 254H114V255H112V257L114 256L115 258H116V256H117V258H120L121 257V260H122V258H124L123 256H121V255H126V250L128 251H130L131 252V255H129V256H127L126 255V259H124V261H123V264H138V263H140L141 264V262H142V264H143V261H145V260H143V259H146V258H143V255H145V253L147 254V255H149L148 253H150L151 254V252H149L150 251V249L152 248V250L153 249H155V251L157 250H160L159 251V253L156 255V253L154 254V250L152 251V254H154V255H156L157 257H156V259L155 258H152V259H154V261H152V262H150V261H148V264H191V262L189 263V261H191V260H186L187 259V257H186V259L184 260L181 256H182V254L180 253H178L177 252V249H175V250H173V248L171 249V248H169L170 246H169V242H167V240L168 239H164V237H159V235L156 233H151V235H149L148 234V236H146ZM141 238V237H140ZM163 238V240H166L165 241V244H168V248L166 247L167 245H164V243L161 241V239ZM170 238H172V237H170ZM196 238H197V236H196ZM114 239H115V241H114ZM195 239V238H194ZM205 239H206V237H205ZM244 239H246V240H244ZM171 240H173V239H171ZM175 241L176 240H174V244L172 243V245L174 246V245H176L175 244ZM197 241H198V238H197ZM196 241V242H197ZM206 241V240H205ZM107 242H109V241H107ZM167 242V243H166ZM199 242V241H198ZM262 242V241H261ZM260 242V243H261ZM106 243V242H105ZM113 243H112V246H113ZM118 243V242H117ZM170 243V244H171ZM191 243V242H190ZM189 244V245H188ZM216 244V243H215ZM255 244V243H254ZM171 245V246H172ZM257 245V244H256ZM254 246V245H253ZM98 247V246H97ZM107 248H109V249H107ZM190 248V247H189ZM192 248V247H191ZM201 248H202V246H201ZM171 249V250H170ZM180 248H178V250H179ZM237 249V248H236ZM173 250V252H171ZM111 251L109 252V253H107L109 256L111 255L110 253H111ZM255 251V250H254ZM104 253H105V251H103ZM176 252V253H175ZM234 252H235V250H234ZM232 253V252H231ZM106 254V253H105ZM104 254V255H105ZM165 254L167 255V256H165ZM184 254V253H183ZM116 255V256H115ZM154 255H153V257H154ZM250 255V254H249ZM102 256V255H101ZM226 256V255H225ZM104 257H106V258H108V256L107 255H105ZM101 259V258H100ZM113 259V261H114V258H112ZM167 259V260H166ZM208 259V260H209ZM107 260H111V256H110V259H107ZM193 260V259H192ZM217 260V259H216ZM118 262L120 261L119 259L117 260ZM147 261H145L144 262V264H146L147 263ZM256 261V260H255ZM105 262H106V260H105ZM104 262V263H105ZM107 262H110V261H107ZM117 262V264H121L122 263V261H121V263H118ZM150 262V263H149ZM253 262V261H252ZM111 263H112V260H111ZM110 263V264H111ZM240 263V262H239ZM256 263V262H255ZM107 264H109V263H107ZM114 264H116V263H114ZM193 264H195V263H193Z\"/></svg>",
	"mask_w": 264,
	"mask_h": 264
}]
</instances>
